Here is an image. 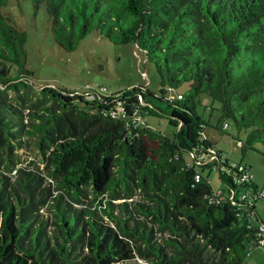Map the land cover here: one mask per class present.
<instances>
[{
	"label": "trees",
	"instance_id": "1",
	"mask_svg": "<svg viewBox=\"0 0 264 264\" xmlns=\"http://www.w3.org/2000/svg\"><path fill=\"white\" fill-rule=\"evenodd\" d=\"M6 1L0 264H242L263 221L254 206L255 219L239 214L227 195L210 200L203 167L228 160L205 161L214 145L195 104L208 94L244 131L242 150L257 142L264 153V0H31L45 6L60 45L73 48L95 27L134 42L153 63L157 92L137 85L91 98L33 83L26 33L1 11ZM116 99L125 109L110 115ZM134 108L143 122L133 120ZM151 113L175 126L171 137L147 125ZM219 175L234 197L255 186Z\"/></svg>",
	"mask_w": 264,
	"mask_h": 264
},
{
	"label": "rangeland",
	"instance_id": "2",
	"mask_svg": "<svg viewBox=\"0 0 264 264\" xmlns=\"http://www.w3.org/2000/svg\"><path fill=\"white\" fill-rule=\"evenodd\" d=\"M1 11L8 16L10 22L26 33L25 63L31 69V79L37 86L51 84L102 95L116 91L126 92L137 85L153 92H157L160 87L153 63L132 41H112L94 27L77 38L73 48H67L56 40L51 30V17L43 3L36 6L31 0H7L1 6ZM187 86L188 82H184L175 89L182 91ZM197 97L196 109L207 122L203 125L205 135L219 150L217 153L222 159L228 160L229 166L239 161L248 166L250 180L256 188L261 189L264 186L262 146L255 142L254 148L242 150L237 138L243 139L244 131L237 130L230 118H222L218 102L212 101L208 94L201 92ZM223 120L228 123L226 127L221 126ZM146 123L156 132L169 137L175 129L165 115L147 114ZM28 158L35 160L36 155L30 152ZM221 170L228 174L230 172L223 163L220 168L215 165L203 167V174L207 176L214 191L225 185L219 175ZM230 177L235 178L233 172H230ZM121 199L123 198L113 200ZM254 207L264 222L263 196L254 199ZM242 264H264V244L249 248L243 256Z\"/></svg>",
	"mask_w": 264,
	"mask_h": 264
},
{
	"label": "built area",
	"instance_id": "3",
	"mask_svg": "<svg viewBox=\"0 0 264 264\" xmlns=\"http://www.w3.org/2000/svg\"><path fill=\"white\" fill-rule=\"evenodd\" d=\"M79 93H83L86 97H94L95 95H100L97 94L93 91H78ZM174 95L176 96H180L179 93H168L167 97L168 98H172L174 97ZM117 102L116 104L109 109V114L110 115H115L117 113L122 112L125 109V106L123 104V102L120 99H116ZM134 111H136V114L133 117V120L137 123L143 122L145 120L144 116L140 115L139 113H137V108H134ZM223 127L227 126L226 122H223L222 124ZM204 136L205 133H202ZM240 141H238L239 143ZM209 150V154L208 157L205 159L206 160H213L216 159L218 160V162L222 161V158L218 157V154L215 152V148L214 147H208ZM229 169L230 172H233L235 176H237L239 178L240 181H244V182H249L251 181L248 174H247V168L248 166H246L244 163L239 162V163H235L233 166H229L226 165ZM229 172V174H230ZM195 179L199 178V173L195 172ZM225 195H227V197L230 199V202L233 204L237 205V210L239 214L244 215L245 218L249 219V220H253L254 218V199L260 196L264 197V186L261 189L254 187H248V188H243L242 190H240L237 194L236 197H234V190L233 188L229 189V192L226 193L225 191H222L221 188H219L218 191H213L212 196H210V200L212 201H218L220 200L222 197H224ZM256 234L258 235V238L255 239L257 245L260 244H264V222H259L258 223V229L256 231Z\"/></svg>",
	"mask_w": 264,
	"mask_h": 264
},
{
	"label": "crops",
	"instance_id": "4",
	"mask_svg": "<svg viewBox=\"0 0 264 264\" xmlns=\"http://www.w3.org/2000/svg\"><path fill=\"white\" fill-rule=\"evenodd\" d=\"M206 137L208 138V136H206ZM208 139H209V138H208ZM258 218L262 220V218H261V217H259V216H258ZM262 221H263V220H262Z\"/></svg>",
	"mask_w": 264,
	"mask_h": 264
}]
</instances>
